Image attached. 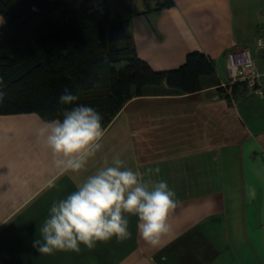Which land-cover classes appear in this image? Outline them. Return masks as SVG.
<instances>
[{"label":"crops","instance_id":"crops-1","mask_svg":"<svg viewBox=\"0 0 264 264\" xmlns=\"http://www.w3.org/2000/svg\"><path fill=\"white\" fill-rule=\"evenodd\" d=\"M174 1L144 13L142 0V8L112 15L117 45L131 38L155 70L178 68L188 53L203 51L216 76L199 92L129 100L85 170L55 168L36 137L47 121L38 114L0 115V264H264V86L240 84L232 100L217 90L229 79L228 51L252 48L264 71V0ZM117 154L145 180L163 179L176 192L180 205L165 245L150 247L132 217V238L123 243L39 254L33 240L52 203ZM155 167L159 174L147 173Z\"/></svg>","mask_w":264,"mask_h":264},{"label":"trees","instance_id":"trees-1","mask_svg":"<svg viewBox=\"0 0 264 264\" xmlns=\"http://www.w3.org/2000/svg\"><path fill=\"white\" fill-rule=\"evenodd\" d=\"M68 0H0V89L8 93L0 115L36 113L58 118V97L67 87L78 103L102 115L106 129L125 104L151 94H191L216 76L213 58L203 51L187 54L175 69L155 70L139 55L135 42L118 46L107 0L72 8ZM148 11L174 0H143ZM239 82L217 90L232 100ZM228 91H226V90Z\"/></svg>","mask_w":264,"mask_h":264},{"label":"clouds","instance_id":"clouds-1","mask_svg":"<svg viewBox=\"0 0 264 264\" xmlns=\"http://www.w3.org/2000/svg\"><path fill=\"white\" fill-rule=\"evenodd\" d=\"M7 96L0 89V106ZM79 99L66 87L58 97V118L45 121L36 130L37 140L50 150L55 168L65 173L85 170L104 146L102 115L78 103ZM160 171L155 167L147 173ZM179 205L176 192L165 180H145L117 154L110 164L105 159L66 198L52 203L33 247L41 255H52L57 251L79 253L81 245L92 251L98 243L113 238L123 243L132 238L130 219L135 217L139 235L158 249L173 234L172 217Z\"/></svg>","mask_w":264,"mask_h":264},{"label":"built area","instance_id":"built-area-1","mask_svg":"<svg viewBox=\"0 0 264 264\" xmlns=\"http://www.w3.org/2000/svg\"><path fill=\"white\" fill-rule=\"evenodd\" d=\"M264 39H259V44L264 51ZM264 63V58H263ZM226 67L228 81L222 82L221 86L233 88V85L244 82L252 91H261L264 86V71L257 68V58L254 50L245 47L231 50L226 53Z\"/></svg>","mask_w":264,"mask_h":264},{"label":"rangeland","instance_id":"rangeland-1","mask_svg":"<svg viewBox=\"0 0 264 264\" xmlns=\"http://www.w3.org/2000/svg\"><path fill=\"white\" fill-rule=\"evenodd\" d=\"M102 0H68L67 4L72 8H77L84 5L96 4ZM112 9V15L116 19L118 14H129V11L133 8L143 7L141 6L142 0H108ZM128 6V8L126 7ZM241 102V101H240Z\"/></svg>","mask_w":264,"mask_h":264}]
</instances>
